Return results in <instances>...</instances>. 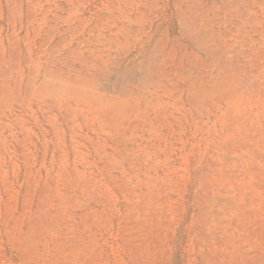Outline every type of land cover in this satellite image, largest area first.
Segmentation results:
<instances>
[{"label":"rangeland","instance_id":"obj_1","mask_svg":"<svg viewBox=\"0 0 264 264\" xmlns=\"http://www.w3.org/2000/svg\"><path fill=\"white\" fill-rule=\"evenodd\" d=\"M0 264H264V0H0Z\"/></svg>","mask_w":264,"mask_h":264}]
</instances>
